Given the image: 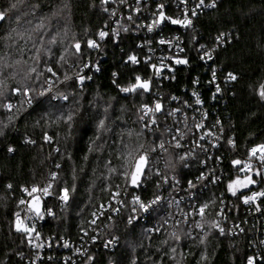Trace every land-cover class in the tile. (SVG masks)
Returning a JSON list of instances; mask_svg holds the SVG:
<instances>
[{
  "label": "trees",
  "instance_id": "1",
  "mask_svg": "<svg viewBox=\"0 0 264 264\" xmlns=\"http://www.w3.org/2000/svg\"><path fill=\"white\" fill-rule=\"evenodd\" d=\"M114 9L110 0H0L5 13L0 24V264H28L26 235L17 231L16 219L23 210L22 189L41 186L54 173V197L67 187L69 199L59 204L55 198L45 200L55 217L45 220L43 235L76 242L85 231L101 230L99 239L116 242L112 251L94 243L77 264H245L259 250L263 259L257 264H264L263 224L249 225L234 237L216 229L224 200L238 210L227 211L229 218L246 221L241 196L228 194L235 179L230 151L217 152L224 159L217 163L214 157L212 163L221 181L204 188L206 168L198 157H184L166 126L168 107L190 102L195 88L210 116L224 124L235 156L264 145V0H222L199 15L185 35L189 65L161 82L129 60L141 52L143 36L129 30L100 37L111 29ZM167 30L176 29L169 25ZM89 40L101 50L91 49ZM208 46L215 57L207 64L200 54ZM213 66L220 78L236 77L227 80L224 95L214 102ZM81 73L83 83L76 79ZM137 77L149 89L123 91L136 85ZM157 103L161 110L146 118L145 106ZM140 155L147 156L145 176L131 189L126 173ZM176 180L180 190L190 183L194 201L203 207L205 231L199 236L187 225L163 227L165 201L153 204L144 219L132 218L131 197L151 203ZM102 207L104 216L93 223ZM114 208L119 213L113 214ZM154 223L162 226L152 233Z\"/></svg>",
  "mask_w": 264,
  "mask_h": 264
},
{
  "label": "built area",
  "instance_id": "2",
  "mask_svg": "<svg viewBox=\"0 0 264 264\" xmlns=\"http://www.w3.org/2000/svg\"><path fill=\"white\" fill-rule=\"evenodd\" d=\"M221 1L203 0V3H201V0H119V4H117L118 0H110L113 8H115L111 17V29L101 32L106 33L104 38L113 34L119 36L120 32H128L129 30L143 36L138 41V47L142 50L135 56L136 62H132V64L147 68L152 77L156 81L161 82L164 79L174 77L180 67L189 65V58L185 54V35L192 32L199 15L205 11L215 9ZM161 5L163 6L162 8L160 7ZM161 11L170 19L154 24V21L159 19ZM186 16L191 20L189 26H184L181 23H171V20L183 21ZM169 25L176 30L168 32L167 27ZM149 27H151V31H149ZM161 41H164V43H161ZM94 42L96 47L90 48L100 51L101 48L98 42ZM214 57L215 49L209 46L200 54V60L207 64L209 61L214 60ZM177 60H183L186 63H176ZM218 71L215 66L210 71L211 79L209 83L212 86L210 99L213 102L218 98L221 99L224 95L225 83L229 79L227 74L225 77L220 78ZM76 79L80 83L84 82L82 73L76 75ZM217 87H219V91H217ZM190 98V102L184 101L180 102V106L168 107L167 111L170 120L166 126H168V131L171 132V139L178 142V147L186 159L190 161L197 157L200 159V162L206 168V172L201 176L202 187L204 188H208L209 184L212 183L217 185L221 181V176H218L212 163L214 157L217 163H222L224 159L217 152L221 151L223 147L230 151L233 157L230 158L229 162L235 170V179L228 184V194L230 197L241 196V204L244 208L243 216L246 217L245 222L242 220L234 221L229 218L227 211L235 209V212H237L238 210L235 208L234 202L228 203L224 200L223 206L218 212L216 229L220 230L223 235L234 237L242 234L249 225L253 227L264 225V195H256L248 203L244 202L246 197L264 193V161L260 159L261 153L257 151L253 155L252 150H250L244 156H235L234 154L237 152L233 149V142L229 143V140L226 139L224 124L219 118L210 116V109L207 107L203 96L194 88L190 90ZM197 100L200 103H197ZM176 102L179 104V101ZM154 112L156 111H148L145 117H151ZM237 160L240 161L238 165L233 163V161ZM52 176L53 174L50 176L49 181L41 186L33 185L22 189L23 197L20 199V205L23 210L18 215L23 226L32 229L30 232L26 231L25 234L27 252L24 253V258H26L28 264H77L89 253V247L97 242L103 248H108L112 251L116 246V242L99 239L98 236L101 235V230H96L95 234L93 231H85L80 240L76 242L65 239L54 240L43 235L42 227L45 220H51L55 217L53 209L45 204V200L55 198L53 195L54 183ZM162 178L165 184L170 181L169 177L164 176ZM249 178L255 182L247 184L246 187L241 186V184L247 183ZM236 181L241 183H234ZM230 184L232 185V190L229 189ZM48 185H51L49 194L45 195L43 189L48 187ZM190 185L189 183L187 189L180 190L179 187L181 185L177 181L176 184L171 186V189L168 188L170 185L166 190L163 189L154 200L157 202L165 201L168 206L165 212L167 219L164 220V228L172 230L176 226L183 224L191 229L193 235L199 236L205 231L204 210L201 214L200 209L203 207L196 200L194 201L195 192L190 189ZM33 187L38 188L39 191L32 192ZM233 191L235 194H233ZM137 197L140 200L139 196L130 198L134 209L132 217L134 221L144 219L149 213V211H142L140 204L136 202ZM36 198H39V206L43 218L37 216L36 212L32 210V206L35 205L34 203L32 204V201H36ZM55 200L58 204L65 202L60 198H55ZM21 201L24 203H21ZM115 201L119 202V198L117 197ZM122 206L123 204L120 207ZM105 210L106 208L102 207L94 216V221L103 217ZM119 211L120 208L112 209L113 214H117ZM159 226L162 225L154 223L149 227V231L153 233ZM257 230L259 231L258 228ZM261 245H264V239H262ZM250 257L253 259V264H257L258 261L263 259L260 250L256 255ZM250 257L247 258L245 264H248Z\"/></svg>",
  "mask_w": 264,
  "mask_h": 264
},
{
  "label": "snow or ice",
  "instance_id": "3",
  "mask_svg": "<svg viewBox=\"0 0 264 264\" xmlns=\"http://www.w3.org/2000/svg\"><path fill=\"white\" fill-rule=\"evenodd\" d=\"M201 3H203V0H201ZM13 7H15V6L13 5ZM160 7L162 8L163 6L161 5ZM193 14H195V12H193ZM4 17H5V13L4 12H0V20H3ZM165 19H170V18L166 17L164 15V13L161 11L160 12V15H159V19L156 20V21H154V24H158V23L164 21ZM171 23H173V24L181 23L184 26H189L191 24V20H189L187 18V16H186L183 21H180V20H171ZM151 30H152L151 27H149V31H151ZM105 35H106V33H104V32H101L100 33V37L101 38H103ZM52 42H54V41H52ZM161 43H164V41H161ZM88 45H89V47H96L95 42L92 41V40H89L88 41ZM75 48L77 49V51H79L80 44L77 43L75 45ZM129 59L132 62H134V63L136 62V57L135 56H131V57H129ZM176 63H186V61L177 60ZM33 71H35V69H33ZM49 71H51V69H49ZM229 78L232 79V80H235L236 79V77L233 76L231 73L229 74ZM136 80H137V84L136 85H134L130 89H123V91H134L136 87L143 88L145 91L148 90V87H149L148 82L140 83V77H137ZM219 90H220L219 87H217V91H219ZM16 91H19V90L17 89ZM261 96L264 97V91L261 92ZM64 99H67V97H64ZM197 103H200V101L197 100ZM8 107L10 108L11 105H9ZM160 110H161V105L159 103H157L155 105V108L154 109H148L147 106H145V114H147L148 111H160ZM68 119H71V116H69ZM153 123H155V121H153ZM102 124H103V121H101V125ZM229 143H232V141H229ZM159 146L161 148L164 147L163 141H161V143H160ZM177 146H179V144H177ZM10 151H11V149H10ZM257 151H259L261 153L260 159L262 161H264V145L259 146L258 149H255V148L252 149V154L255 155ZM129 156H132V153H129ZM146 163H147V156L146 155H140L138 158H135L134 164H133V170L131 171V173H126V175H129L130 176L131 183L133 185H137L138 184V180L140 178V175L142 174L143 168L146 165ZM233 163L236 164V165H238V164H240V161L239 160L233 161ZM57 167H59V165H57ZM112 171H115V169H112ZM55 175L56 174L54 173L53 176H52L53 179H55ZM254 182L255 181H252L249 178V179H247V183L241 184V186L246 187L247 184L254 183ZM234 183L240 184L241 182L240 181H236ZM50 187H51V185H48V187H45L43 189V192H44L45 195L49 194V188ZM229 189L232 190V185L231 184L229 185ZM37 191H39L38 188H36V187H33L32 188V192H37ZM61 191H62V195H60L59 198L62 201H65L66 202L69 199V191L70 190L67 187H65ZM233 194H235L234 191H233ZM256 195H264V193L254 194L253 197H246L244 202L245 203H248L249 200L253 199ZM157 199H159V198H157ZM136 202L137 203H140L138 197L136 198ZM156 202H157L156 200H153L150 204L140 203V208L142 209V211L148 212L149 209L152 207V205L155 204ZM21 203H24V202L21 201ZM32 210H34L36 212L37 216H39L40 218H43V215H42V213L40 211L39 198H36V203H35L34 206H32ZM200 212H201V214L203 213V208L200 209ZM49 214H51V213L49 212ZM93 223H95V221H93ZM129 223L130 224L132 223V219H129ZM33 228H34V226H33ZM31 230L32 229H28V228H26V227L23 226L22 221H20V219H19V215H17V231H28V232H30ZM37 238H38V234H37ZM248 264H253V259L251 257L249 258Z\"/></svg>",
  "mask_w": 264,
  "mask_h": 264
},
{
  "label": "water",
  "instance_id": "4",
  "mask_svg": "<svg viewBox=\"0 0 264 264\" xmlns=\"http://www.w3.org/2000/svg\"><path fill=\"white\" fill-rule=\"evenodd\" d=\"M4 19H5V17H4ZM3 19V20H4ZM3 20H0V24L3 22ZM146 166H147V163H146V165L144 166V168H143V171H142V174L140 175V178H139V180H138V184L137 185H133L132 183H131V179H130V187H131V189H135L141 182H142V180H143V177H144V174H145V171H146ZM25 227V226H24ZM24 234H26V231H22Z\"/></svg>",
  "mask_w": 264,
  "mask_h": 264
},
{
  "label": "rangeland",
  "instance_id": "5",
  "mask_svg": "<svg viewBox=\"0 0 264 264\" xmlns=\"http://www.w3.org/2000/svg\"><path fill=\"white\" fill-rule=\"evenodd\" d=\"M148 85H149V84H148ZM148 89H149V87H148ZM258 148H259V147H257L256 149H258ZM33 203L35 204V203H36V201H32V204H33Z\"/></svg>",
  "mask_w": 264,
  "mask_h": 264
}]
</instances>
